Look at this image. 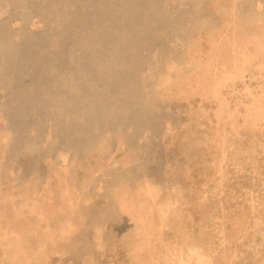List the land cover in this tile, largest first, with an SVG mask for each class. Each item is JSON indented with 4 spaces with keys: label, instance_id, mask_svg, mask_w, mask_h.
Instances as JSON below:
<instances>
[{
    "label": "rangeland",
    "instance_id": "obj_1",
    "mask_svg": "<svg viewBox=\"0 0 264 264\" xmlns=\"http://www.w3.org/2000/svg\"><path fill=\"white\" fill-rule=\"evenodd\" d=\"M0 264H264V0H0Z\"/></svg>",
    "mask_w": 264,
    "mask_h": 264
}]
</instances>
